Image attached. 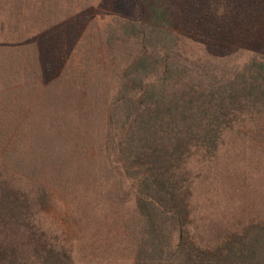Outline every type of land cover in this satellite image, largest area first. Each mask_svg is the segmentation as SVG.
Segmentation results:
<instances>
[{
  "label": "trees",
  "instance_id": "trees-1",
  "mask_svg": "<svg viewBox=\"0 0 264 264\" xmlns=\"http://www.w3.org/2000/svg\"><path fill=\"white\" fill-rule=\"evenodd\" d=\"M247 157L264 0H0V264H264Z\"/></svg>",
  "mask_w": 264,
  "mask_h": 264
},
{
  "label": "rangeland",
  "instance_id": "rangeland-1",
  "mask_svg": "<svg viewBox=\"0 0 264 264\" xmlns=\"http://www.w3.org/2000/svg\"><path fill=\"white\" fill-rule=\"evenodd\" d=\"M228 145L229 144L226 143L225 144L226 147H224V149L221 151L222 156L225 155L226 153L230 152V150H228ZM225 157H227V156H225ZM248 160H249V157H247L245 163H241V160L238 159L237 166L234 165V164H231L235 168V170H234V169H232L233 167H231V169L233 170L231 176H233V178L235 179V174H237V172H239V171H246L247 172V175H246L247 176V181L249 183L250 182L251 183H254L255 181H260L261 179H264V176L261 173H259L258 170H252L251 169V165L249 164V161ZM224 165H225V163H223V166ZM227 165H229V164H227ZM217 170H218V168H217ZM210 171H215V170H212L211 169ZM209 176H210V172H205V176L204 177L207 178V181L209 179ZM209 181H210V179H209ZM205 182H204V184L207 186V183H205ZM210 183H212V182L210 181ZM200 199H201V203H202V200H203L202 199V196H200ZM68 228H69L68 226L65 227V232H66V234H68V236H71V234H72L70 232L71 231V227L69 229ZM75 257H76L75 260H76L77 264H97V262H95V263H89V262H87L88 260L85 261V259H83L82 257H79L78 254H76Z\"/></svg>",
  "mask_w": 264,
  "mask_h": 264
}]
</instances>
